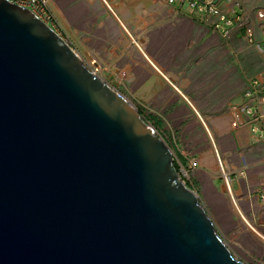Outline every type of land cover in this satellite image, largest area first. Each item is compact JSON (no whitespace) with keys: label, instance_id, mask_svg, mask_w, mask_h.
<instances>
[{"label":"water","instance_id":"obj_1","mask_svg":"<svg viewBox=\"0 0 264 264\" xmlns=\"http://www.w3.org/2000/svg\"><path fill=\"white\" fill-rule=\"evenodd\" d=\"M0 264H243L154 128L9 0H0Z\"/></svg>","mask_w":264,"mask_h":264},{"label":"rangeland","instance_id":"obj_2","mask_svg":"<svg viewBox=\"0 0 264 264\" xmlns=\"http://www.w3.org/2000/svg\"><path fill=\"white\" fill-rule=\"evenodd\" d=\"M254 12L255 10L247 14V23L254 18ZM194 22L198 23L196 20ZM50 25L58 33L54 24ZM254 29L259 33V36L254 34V39L261 41L262 37L256 25ZM192 38L189 36L188 46L181 48L179 54L176 51V61L182 62L184 68L186 63L189 65L188 69L181 72L180 78L187 79L185 77L188 76L184 73L190 72L192 84L198 79L201 86L207 84L200 86L201 95L205 94V99L208 97L205 91L209 87L226 91L229 106L225 110L216 109L217 113L211 114L216 132L224 134V138L219 140L207 118L203 116L204 120L201 118V121L199 117L198 119L178 95L173 97V104L165 112L166 115L172 112L177 115L166 120L160 117L159 110L150 106L143 96V72L93 73L140 110L142 118L168 145L174 160L181 158V161L177 160L183 173L180 177L193 185L194 188H190L197 194L215 231L232 255L243 264H264V202L259 199V195L264 191V141L253 142L258 136L251 135V132V141H237V127H248L247 118L239 115V109L244 104L241 97L249 88L250 82L264 73V53L255 43L239 36L235 31L227 37H222L212 30H207L206 34L199 31ZM187 47L189 51L185 55ZM133 74H137L138 83L132 80ZM143 76L146 77L144 74ZM174 88L182 89L179 86ZM174 88L172 87L173 90ZM204 102H207L205 104L208 107L215 109L220 107L221 100L214 98L212 102ZM153 118L160 124H155ZM207 129L212 132L218 151ZM220 163L226 176L231 178L229 185L243 219L227 192ZM228 166H231L229 170ZM239 199L245 200L247 213L243 212Z\"/></svg>","mask_w":264,"mask_h":264},{"label":"crops","instance_id":"obj_3","mask_svg":"<svg viewBox=\"0 0 264 264\" xmlns=\"http://www.w3.org/2000/svg\"><path fill=\"white\" fill-rule=\"evenodd\" d=\"M46 2L58 33L93 72H143L141 83L143 96L150 106L159 110L160 117L166 120L173 119L177 115L175 112L166 115L165 112L173 104V97L178 95L197 118L199 117L201 121L204 120L203 116L207 118L218 140L224 138V134H218L213 127L211 114H216V109L225 110L229 106L226 91L223 92L218 86L215 87L218 90L209 87L205 91L208 93L205 99V94L201 95V87L207 84L201 86L199 79L192 84L190 72H183L188 77L181 80V72L188 69L189 65L186 63L184 68L182 62L176 61L175 56L176 51L179 54L181 48L188 46L189 36L192 38L199 31L206 34V31L210 30L207 26L198 21V23L194 22L195 19L165 0H46ZM233 2L241 3L246 20L247 14L264 8V0H233ZM223 8L230 9L232 4L224 5ZM254 34L259 36L257 32ZM256 46L264 53V40ZM188 51L187 47L185 55ZM136 75L133 74L131 77L138 83ZM219 75L223 74L219 73ZM205 78L208 79V76ZM171 81L182 88L178 89L181 95L175 92L177 89L175 90L174 87L177 86ZM243 97L242 95L241 98L244 99ZM214 98L221 100L220 107L215 109L208 107L205 104L207 102H204H212ZM263 100L264 98L260 110L264 112ZM207 130L217 149L212 132ZM237 133L239 135L237 141L240 143L249 139L251 141L249 127L238 126ZM221 167L228 181L227 192L243 219L222 164ZM230 167L228 166V170ZM239 201L243 212L247 213L245 200L239 199Z\"/></svg>","mask_w":264,"mask_h":264},{"label":"built area","instance_id":"obj_4","mask_svg":"<svg viewBox=\"0 0 264 264\" xmlns=\"http://www.w3.org/2000/svg\"><path fill=\"white\" fill-rule=\"evenodd\" d=\"M18 6L29 9L36 17L51 27L53 17L48 9L46 0H9ZM168 4L175 5L178 10L184 12L199 23L207 26L213 32L222 37H227L235 31L253 43H263L264 40V8L255 10L254 18L247 23L240 2L233 0H165ZM232 4V8L224 9L223 6ZM260 32L261 41L254 39L255 29ZM244 104L239 109V115L246 117L251 135H257L258 139L253 142L264 141V112L260 110V104L264 98V73L249 84L244 93ZM264 101V100H263ZM238 117V116H237ZM221 167V163H220ZM222 168V167H221ZM183 174L179 168V175ZM182 176V175H181ZM225 185L228 181L223 176ZM181 180L186 183L185 180ZM189 180V179H188ZM231 182V178L228 177ZM189 182V181H187ZM264 202V192L259 195Z\"/></svg>","mask_w":264,"mask_h":264},{"label":"trees","instance_id":"obj_5","mask_svg":"<svg viewBox=\"0 0 264 264\" xmlns=\"http://www.w3.org/2000/svg\"><path fill=\"white\" fill-rule=\"evenodd\" d=\"M138 113H139L140 116L142 117V115H141V113H140V110H138ZM143 120H144V119H143ZM153 120L155 121V124H157V125L160 124V122H159L158 120H156V118H153ZM144 121H145V120H144ZM145 122H146V121H145ZM177 160L181 161V158H180V157H177ZM177 160H174V165H175L176 169L179 171L180 165H179V163H178ZM185 185H186L187 187H189V188H190V187H191V188H194L193 185L190 184V182H186Z\"/></svg>","mask_w":264,"mask_h":264},{"label":"bare ground","instance_id":"obj_6","mask_svg":"<svg viewBox=\"0 0 264 264\" xmlns=\"http://www.w3.org/2000/svg\"><path fill=\"white\" fill-rule=\"evenodd\" d=\"M177 92L181 95V93L177 90ZM224 175V174H223ZM224 177H225V175H224ZM226 186V185H225ZM226 188H227V186H226Z\"/></svg>","mask_w":264,"mask_h":264}]
</instances>
